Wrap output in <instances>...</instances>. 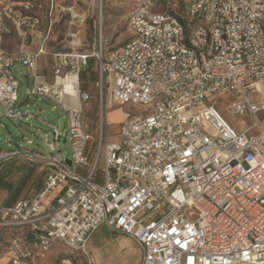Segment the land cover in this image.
Listing matches in <instances>:
<instances>
[{"label": "built area", "instance_id": "1", "mask_svg": "<svg viewBox=\"0 0 264 264\" xmlns=\"http://www.w3.org/2000/svg\"><path fill=\"white\" fill-rule=\"evenodd\" d=\"M128 2L131 40L104 50L101 14L99 51L79 53L52 47L64 13L56 0L46 12L36 1L0 0V117L25 116L17 107L23 66L34 99L64 109L72 149L71 157L60 153L57 122L51 155L0 148V174L15 157L51 167L40 191L0 208V227L19 234L10 241L11 264H38L57 244L67 248L58 264H77L79 256L89 258L87 244L102 226L135 240L142 264H264V0H188L176 12H158L159 0ZM83 22L76 17L71 24ZM77 36L71 37L80 45ZM92 58L100 122L90 166L94 137L84 104L92 96L81 74ZM226 93L235 96L231 114L256 120L241 133L205 105ZM72 95L75 105L66 102ZM124 105L149 110L126 119L107 142L113 122L106 107ZM80 167L89 168L86 176Z\"/></svg>", "mask_w": 264, "mask_h": 264}, {"label": "rangeland", "instance_id": "2", "mask_svg": "<svg viewBox=\"0 0 264 264\" xmlns=\"http://www.w3.org/2000/svg\"><path fill=\"white\" fill-rule=\"evenodd\" d=\"M17 1H36L38 2L43 12L47 11V6L50 0H17ZM188 0H159L157 11H173L176 12L184 6V3ZM56 4L59 9H64L63 16L59 18V22L54 28L52 47L62 52H79V53H91L93 51H99L97 45V32L95 29L96 21L100 15H103L104 19V50H112L122 46L129 42L132 38L131 31L128 25V13L129 2L128 0H56ZM80 18L84 22L75 25L71 24L75 18ZM78 33L77 39H81V44H76V39H72L73 34ZM26 69L20 66L17 71V78L19 81V101L17 103L18 112L25 114L22 119L17 121L11 120L7 117H0V148L3 150L12 149H29L35 153L43 155H51L52 148L49 146L53 142L54 128L51 126L52 122H57L60 128L61 138L57 147L60 153L65 158L71 157L72 149L70 145V132L67 126L61 128L60 121L67 122V117L64 109L60 104L46 99L37 98L34 99L33 79L29 76L26 77ZM99 80L98 63L96 59L92 58L89 61L88 68L82 72L81 81L83 82L85 90H87L92 99L89 103L84 104V110L87 123L90 126V132L93 135V139L88 143L86 155L89 159L90 166L94 163L97 149L99 145V122H100V105L97 99L98 91L95 87V82ZM35 100V102H34ZM235 100L233 93L216 94L206 102V106H214L220 113L224 120L237 132L241 133L248 127L256 123L255 118L233 115L229 112L228 106ZM34 102V104H32ZM66 102L75 105L69 98ZM149 109L142 105H124L122 107H115L110 110L106 107L105 114L106 119L113 122V127H106L105 134L108 139L109 134H113L120 129L121 124L126 119H135L142 117ZM4 111L2 103L0 101V113ZM30 116H27V114ZM263 114L260 115V119H263ZM256 131L251 132L250 135H254ZM117 138V137H116ZM109 138V142L116 140ZM57 154V152H55ZM23 157H15L4 163V173L9 177V183L6 188H0V208L9 206L13 203V198L20 196L24 190V182L27 176L22 177L23 172L27 169L24 166ZM30 166V165H29ZM42 164L35 163L34 168L41 167ZM104 167V160L99 165L98 173L95 180L97 183L102 184L104 182L102 169ZM88 167H80L78 173L82 176H86L88 173ZM57 192L51 193L48 196V201L53 199ZM5 194L7 195L4 200ZM4 200V201H3ZM189 215H193L190 213ZM19 234L15 231L7 230L0 227V260L9 256L10 241L13 237ZM54 252L55 258L61 259L67 254V248L61 244L55 245L49 252ZM52 256L50 253L46 254V258L39 263L47 264L51 262Z\"/></svg>", "mask_w": 264, "mask_h": 264}, {"label": "crops", "instance_id": "3", "mask_svg": "<svg viewBox=\"0 0 264 264\" xmlns=\"http://www.w3.org/2000/svg\"><path fill=\"white\" fill-rule=\"evenodd\" d=\"M42 71L46 75L47 81H52V75L49 68H45L44 66ZM69 100L73 101L74 104L77 103L73 95L69 96ZM118 132L119 129H117L115 133L109 134L108 139L106 138V141L109 142V138L115 139L117 137L116 134H118ZM21 161L23 162L24 166H28L26 167L27 169L23 172L22 175V177L27 176L23 184L25 188L20 196L16 197L15 199L13 198V203L11 205L5 207H11L17 201L25 198L33 191H40L44 185L45 179L49 171L51 170L50 166L44 164H42V166L39 168H34L36 163L35 161L24 159H22ZM4 169L5 168L3 167V170L0 174V188H3L4 186V188H6L7 186H9V176L7 174H5L4 178L2 176L4 173ZM6 198L7 195L5 194L4 200H6ZM52 200H54V198L50 201H47V203L51 202ZM87 251L89 253V258L85 256H79L76 260L77 264H142L144 257V253L141 246L135 240L126 235L114 232L106 226L100 227L93 234L87 244ZM8 253L9 256H7V258L1 259L0 264H11L12 259L15 257V253L10 248ZM48 253L51 254L52 258L50 259L51 262H48L47 264H58L63 258H55L56 261L54 262V252L51 251ZM38 264L42 263L38 262Z\"/></svg>", "mask_w": 264, "mask_h": 264}, {"label": "water", "instance_id": "4", "mask_svg": "<svg viewBox=\"0 0 264 264\" xmlns=\"http://www.w3.org/2000/svg\"><path fill=\"white\" fill-rule=\"evenodd\" d=\"M32 104H34V102H32ZM52 124L55 125L56 122L53 121ZM60 126H61V128L64 127V122H63V121H60ZM66 161H67V163H68L70 166L72 165V162H71L69 159H67Z\"/></svg>", "mask_w": 264, "mask_h": 264}, {"label": "trees", "instance_id": "5", "mask_svg": "<svg viewBox=\"0 0 264 264\" xmlns=\"http://www.w3.org/2000/svg\"><path fill=\"white\" fill-rule=\"evenodd\" d=\"M2 189V188H1Z\"/></svg>", "mask_w": 264, "mask_h": 264}]
</instances>
